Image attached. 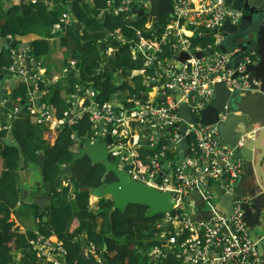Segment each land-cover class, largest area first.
I'll return each instance as SVG.
<instances>
[{
    "label": "built area",
    "instance_id": "built-area-1",
    "mask_svg": "<svg viewBox=\"0 0 264 264\" xmlns=\"http://www.w3.org/2000/svg\"><path fill=\"white\" fill-rule=\"evenodd\" d=\"M41 1L49 4L54 0ZM139 3L143 9H149L147 0ZM136 8L133 0H120L115 5L114 0H108L105 12L110 16L123 15L125 21L132 17ZM242 16V12L232 9L226 0H171V14L160 35L152 33L148 23L145 31L150 32L151 37L140 36L129 41L132 62L137 66L130 70V77L137 76L144 90L138 96L127 93L124 98L127 108L121 102L115 107L107 103L100 106L92 87L76 84L62 117L56 115L49 103L41 101L48 92L40 91L38 83L52 82L41 73L39 64L37 74L30 76L34 71L29 65L30 48L15 45L11 49L1 45L0 54L4 47L10 51L12 64L7 71L23 82L28 96L24 100L19 96L14 102L8 98L0 99V111L10 108L7 114L9 126L2 129L8 130L20 113L48 130L75 124L87 116L91 134L86 140L94 141L97 136L105 138L107 127L111 125L114 143L107 147L111 150L110 158L120 166H128L127 173L135 182L160 193H170L174 201L173 215L163 213L162 221L156 225L160 230L161 245L147 253L150 264H264L243 218V206L250 203V198H233V210L226 214L218 211L219 200L210 191L214 183L224 196L233 195L242 172L241 163L233 159L235 148L221 143L215 125L202 126L191 121L199 120L212 102L216 83L224 84L230 92L250 90L246 72L256 63V54L244 53L241 62L235 64L231 54L220 49L223 37L219 29L226 20L230 25H237ZM60 23L70 25L75 20L70 14L63 13ZM58 29L59 25H56L54 32ZM208 36L212 42L204 46L203 40ZM7 39L12 42V37ZM165 46H168V55L164 52ZM208 51L209 56H196ZM112 52L107 48L105 57ZM180 54L187 55L182 63L176 60ZM77 66L78 61L70 59L64 70L65 76L76 71ZM102 68L103 64H100L98 70ZM119 96L120 93L116 94L112 102L118 101ZM118 104L122 108L117 111ZM183 105L188 109L190 120L187 122L179 114ZM99 125L103 126L102 130ZM182 126H185L184 130H181ZM71 138L77 140L74 134ZM185 140H188L190 155L182 167L168 151ZM241 146L242 143L238 147ZM75 149H78L77 143ZM141 150H151L155 154L140 160ZM200 207L206 208L210 215L208 220L194 217L193 213ZM29 245L43 264H68L67 250L56 237H45L36 232ZM84 251L94 262L101 264L102 256L94 245L85 243Z\"/></svg>",
    "mask_w": 264,
    "mask_h": 264
},
{
    "label": "trees",
    "instance_id": "trees-1",
    "mask_svg": "<svg viewBox=\"0 0 264 264\" xmlns=\"http://www.w3.org/2000/svg\"><path fill=\"white\" fill-rule=\"evenodd\" d=\"M5 1L0 0V38L12 37L16 47L30 48L29 65L34 70L31 71L33 75L37 74V65L49 55V41L55 38V26L65 28L60 23L62 14H70L75 23L82 26L78 34L66 31L58 37L59 46L68 58L78 61L77 70L56 83H38L40 91L48 92L41 101L49 103L58 117H62L68 108L67 102L75 92L76 84L92 87L100 106L107 103L115 107L121 102L127 108L125 92L138 96L144 90L137 76L130 77V70L137 66L132 62L129 41L140 36L151 37L150 32L143 30L148 20L146 15H142L137 23L124 21L123 15L110 16L105 12L108 0H54L49 4L41 0L34 3L7 0L8 3L4 4ZM119 1L114 0V5ZM165 24L166 16H162L157 23L156 35L162 33ZM90 29H96L97 33L89 32ZM30 35L36 38L23 40ZM211 42L212 38L208 36L203 45ZM107 48L113 52L105 57ZM163 49L168 55V46ZM67 63L66 60L61 62L64 68ZM11 64L10 51L4 47L0 54V74L7 72ZM100 64H103L101 71L98 70ZM117 74L124 79L120 85ZM12 78L16 83L20 82L14 75ZM15 91L22 100L26 98L24 85L17 84ZM118 93L124 95L123 99L112 102ZM73 134L81 142L90 136L91 124L87 116L75 124L48 130L20 113L8 130H0V264H43L29 245L35 232H23L15 221L16 209L23 206L26 196L19 172L29 164L39 169L37 164L43 155L46 160L41 179L46 184L53 182L62 169L71 164L77 143L71 138ZM154 154L151 150H141L140 160ZM110 160L116 163L114 159ZM72 165L71 173L64 178L66 184L52 190L44 210L40 211L34 203L30 205L37 232L45 237H56L63 243L68 264H87L83 257L85 243L94 245L106 264H150L147 253L161 245L160 230L156 225L164 215L148 218L146 207L133 205L124 213L118 210L110 212L113 203L109 198L98 199L97 210H92L89 203L92 195L88 189L112 183L116 178L112 173L104 177V167L93 164L87 156ZM167 227L164 228L166 232Z\"/></svg>",
    "mask_w": 264,
    "mask_h": 264
},
{
    "label": "water",
    "instance_id": "water-1",
    "mask_svg": "<svg viewBox=\"0 0 264 264\" xmlns=\"http://www.w3.org/2000/svg\"><path fill=\"white\" fill-rule=\"evenodd\" d=\"M151 2V13L148 14L152 16L151 21L153 22V29H156L155 25L158 23L159 18L162 15H170L171 13V0H149ZM227 5H229L232 9L237 11H242L243 16L240 22L237 25H230L229 21L226 20L223 26L219 29L220 32H223V35L226 38H235V39H245L248 36V33H255L256 36H260L261 33H264V0H226ZM133 14L137 15L136 21H131L132 23H137L139 18L144 15L143 11L133 12ZM82 30V26L79 23H74L65 26V28L57 31L56 37L60 36L66 31L75 32L78 34ZM89 32L97 33L96 29H90ZM0 43L4 44L6 48H14L15 43L11 42L8 39H0ZM223 50V48H222ZM245 50V49H244ZM224 51V50H223ZM204 56H209L210 51L204 54H196L198 58ZM187 55L180 54L176 57L179 63H182L186 59ZM35 66V64H34ZM250 69V68H249ZM249 76V70L246 72ZM33 75V72L30 73V76ZM13 75L10 72H4L0 75V79L3 77L11 78ZM250 82V90L255 89L254 82L251 78H248ZM118 85L122 83V77L117 75ZM23 82H19L18 85L22 84ZM214 91V98L210 105L202 112L201 119H193L192 122H199L201 125H215L219 122L220 114L224 115L225 111H229V107H232V103L230 101L234 98L236 92L231 93L222 83H216L213 87ZM2 92V91H1ZM248 92V91H247ZM38 95V93H36ZM28 96H26L27 98ZM117 108H122L121 104L116 106ZM179 114L181 117L187 119L188 118V109H187V117H185L179 109ZM102 125H99L100 130H102ZM112 126L109 125L107 127L108 134L105 138L101 139L100 136H97L94 141L86 140L81 142L77 139L78 149L75 152H72V161L69 166H65L62 169L61 174L51 183L46 184L41 179V184L43 186V193L36 194L29 192L26 194L29 196L31 195L33 200L35 201L36 207L42 211L48 205L51 199V192L54 188L63 187L65 185L64 178L69 175L73 169V163L82 159L83 157L87 156L90 161L95 165H102L105 169L104 177L112 173L114 174L116 181L112 183H103L101 186L97 188H89L88 192L94 198L104 199L109 198L112 203V209L110 212L114 210H118L121 213H124L130 205L133 206H142L148 209V218H155L163 213H170L173 215L174 210V201L171 197L170 193H160L154 190L152 187H149L145 184L135 182L131 176L127 173L128 166H120L115 162L110 160V151L108 150V146L112 145L114 141L111 138L110 131ZM185 129V126H182V130ZM185 144L184 142L180 144L179 148H181ZM46 157L40 156L38 161V168L40 170V174L42 175V171L44 168ZM264 162V155L260 159L259 167H262ZM23 162L20 163L22 166ZM164 172L167 171V168L164 167ZM258 175L260 177L264 176L260 173ZM161 175L158 178L160 181ZM240 177L236 182V187L233 191V196H224L222 190L218 186H213L211 190L214 191L218 200H219V207L224 210L226 214L231 213L233 210V198L237 196H245L242 193L238 192ZM253 200L251 199V204ZM250 204V205H251ZM245 205L243 209L247 212L250 209H254L253 206ZM244 211V222L249 230L250 236L252 240L256 243L257 249L259 254L261 255L260 243L258 240L254 238V232L250 229L249 224L247 222L246 214ZM46 221V218H43ZM168 228V227H167ZM166 228V229H167ZM84 260L87 264H98L94 262L84 251L83 252ZM262 257V256H261ZM101 264H106L105 258L101 257Z\"/></svg>",
    "mask_w": 264,
    "mask_h": 264
},
{
    "label": "crops",
    "instance_id": "crops-1",
    "mask_svg": "<svg viewBox=\"0 0 264 264\" xmlns=\"http://www.w3.org/2000/svg\"><path fill=\"white\" fill-rule=\"evenodd\" d=\"M57 31H59V29L54 33ZM255 33H250V37L246 42L242 39L226 38V36H222L221 47L226 53L231 54L235 64L241 62L244 53L254 52L256 54V63L249 66L247 69L251 75L248 78H251L254 82L255 89L235 94V97L230 101L232 107H229V111L226 110L224 115L222 113L220 114L219 122L215 126L218 128L222 144L231 149L235 148L233 159L242 165L238 192L242 193V195L249 196L253 200L250 206H253L254 209H250L247 212L244 211L249 227L254 232V238L260 243L261 256L264 260V178L258 175L260 170V173L264 176V162L262 167H259L260 159L264 155V33H261L259 37L256 36ZM58 37H56L55 34V38L49 41V55L46 59H43L38 67L41 73L52 83H56L64 78L65 68L61 62L66 60L67 63L70 60L65 51L60 48ZM34 38H36V36L30 35L23 40L30 41ZM227 41H229V43ZM4 78H7L8 81L6 80L5 84L3 82L0 86V91L3 90L2 93L4 98H8V100L14 102L16 98L19 97L18 93L13 90L17 87L18 83H16L12 77V82H10V78L8 77ZM4 78L0 80H4ZM6 84H9V86ZM125 94L127 95V92H125ZM120 95H122L121 99H123L124 95L122 93ZM9 110L10 108H4V111H0V128L9 126L7 118ZM181 111L183 115L187 117V107L185 105L181 107ZM183 119L185 121L187 120L185 118ZM183 142L185 144H182L183 146L179 148L180 144ZM181 143L178 144L176 148L169 149L168 153L174 156L175 162L185 167V161L190 155V146L188 140L182 141ZM240 143H242V146L238 147ZM76 150L77 149H74L73 151L75 152ZM31 168H33V166L29 164L24 170L32 172ZM24 182V179L21 178V184ZM213 185L215 187L217 185L214 183L211 184L210 191L214 193V191L211 190ZM41 190L42 191L36 194L43 193V186ZM29 196L26 194L24 200L28 201ZM98 202L96 198L90 196L89 203L92 210H97ZM218 211L225 213L219 205ZM193 215L198 220H208L210 218L205 207H200ZM34 224L35 229L33 230L22 229V227L21 229L25 232L36 233L35 218Z\"/></svg>",
    "mask_w": 264,
    "mask_h": 264
},
{
    "label": "rangeland",
    "instance_id": "rangeland-1",
    "mask_svg": "<svg viewBox=\"0 0 264 264\" xmlns=\"http://www.w3.org/2000/svg\"><path fill=\"white\" fill-rule=\"evenodd\" d=\"M136 4L137 8H142L143 5L139 3L140 0H133ZM143 2L146 0H142ZM8 1L6 0L4 4H7ZM229 43V41H227ZM7 78H4V80H0V86L5 84V81ZM8 81V80H7ZM15 81V80H14ZM12 82V80H10ZM9 86V84H6ZM11 87V85H10ZM122 98V95L119 96V99ZM218 129V128H217ZM32 172L29 170H20L19 175L22 179H24V183L21 184V187L23 190H25L27 193L29 192H40L42 191V185L41 183V175L39 173V169H37L36 166H33ZM66 184V182H64ZM29 200L25 201L23 199V206H18L16 209V214H15V221L17 225L22 227V229H28V230H33L35 229V224H34V216H33V210L31 209L30 205L32 203L36 204L35 201L33 200L32 196L28 197ZM23 231V230H22ZM25 232V231H23Z\"/></svg>",
    "mask_w": 264,
    "mask_h": 264
},
{
    "label": "clouds",
    "instance_id": "clouds-1",
    "mask_svg": "<svg viewBox=\"0 0 264 264\" xmlns=\"http://www.w3.org/2000/svg\"><path fill=\"white\" fill-rule=\"evenodd\" d=\"M148 1V3H149V9L148 10H146V9H143V7L140 9V8H136V10L134 11V12H137V11H143V14L144 15H146L147 17H148V20H147V22L145 23V25H144V28H143V30L145 31V26L148 24V23H150L151 24V32L152 33H154V34H156L157 33V24L155 25V27H156V29H153V22L151 21V18H152V16H150V15H148V14H150L151 13V2L149 1V0H147ZM242 12V11H241ZM171 14V13H170ZM242 14H243V12H242ZM162 16H166V20H167V17H169L170 15H162ZM161 16V17H162ZM160 17V18H161ZM137 15L136 14H133L132 13V17L131 18H128L127 20L130 22V23H132L131 21H136L137 20ZM160 18H159V20H160ZM159 20H158V22H159ZM72 24H74V23H72ZM65 26H67V25H65ZM223 26V25H222ZM61 30V29H60ZM220 32V31H219ZM80 33V32H79ZM222 33V36H223V32H221ZM1 39V38H0ZM13 42V41H12ZM1 45H4V44H1L0 43V46ZM220 49H221V51L222 52H225V51H223L222 50V47H220ZM3 50V49H2ZM226 53V52H225ZM179 56V55H178ZM177 57V56H176ZM177 60V59H176ZM184 62V61H183ZM234 63V62H233ZM1 75V74H0ZM117 75H120V74H117ZM4 78V77H3ZM21 82V81H20ZM122 82H123V78H122ZM23 84V83H22ZM224 85V84H223ZM214 87V86H213ZM13 90H15V89H13ZM228 90V89H227ZM1 91H3V90H1ZM0 91V98L1 99H4V95H3V93ZM247 92V91H246ZM231 93H233V92H231ZM241 93V92H240ZM182 107V106H181ZM207 108V107H206ZM205 108V109H206ZM202 114V113H201ZM183 118V117H182ZM200 119H201V116H200ZM199 119V120H200ZM184 120V119H183ZM188 120H190L189 119V115H188V118H187V120H186V122L188 121ZM198 120V119H197ZM185 121V120H184ZM199 123V122H198ZM200 124V123H199ZM201 125V124H200ZM216 125V124H215ZM202 126H204V125H202ZM206 126H210V125H206ZM217 128V127H216ZM0 130H4V129H2V128H0ZM181 130H182V128H181ZM218 130V129H217ZM220 136V135H219ZM221 139V138H220ZM222 143V142H221ZM74 152V151H73ZM240 177V176H239ZM238 180V179H237ZM237 182V181H236ZM236 184V183H235ZM245 196H247V195H245ZM249 197V196H248ZM250 198V197H249ZM251 204V198H250V203L248 204V205H250ZM243 211H244V209H243Z\"/></svg>",
    "mask_w": 264,
    "mask_h": 264
},
{
    "label": "flooded vegetation",
    "instance_id": "flooded-vegetation-1",
    "mask_svg": "<svg viewBox=\"0 0 264 264\" xmlns=\"http://www.w3.org/2000/svg\"><path fill=\"white\" fill-rule=\"evenodd\" d=\"M248 37L247 38H245V39H243V41H247V39L250 37V33H248V35H247Z\"/></svg>",
    "mask_w": 264,
    "mask_h": 264
}]
</instances>
